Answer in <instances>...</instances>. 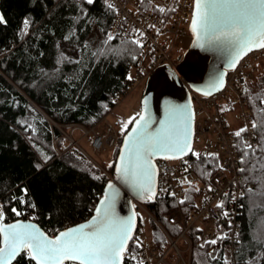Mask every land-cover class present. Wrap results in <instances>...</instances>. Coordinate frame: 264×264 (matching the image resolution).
<instances>
[{"label": "trees", "instance_id": "16d2710c", "mask_svg": "<svg viewBox=\"0 0 264 264\" xmlns=\"http://www.w3.org/2000/svg\"><path fill=\"white\" fill-rule=\"evenodd\" d=\"M109 4L1 0L0 208L7 222L20 220L16 211L27 206L34 215L24 212L23 219L36 221L55 236L92 217L113 176L123 137L138 116L118 138L108 168H100L78 147L65 145L62 132L74 125L94 129L115 108L118 95L130 90L128 63L142 54L143 46L108 39L115 15ZM245 95L254 114L257 145L246 149L239 140L247 190L237 258L242 264H264V68L246 84ZM198 164L200 173L210 172L207 158ZM174 206L172 200L158 198L146 209L167 229ZM183 207L188 215L191 206L186 202ZM151 229L164 245L159 226L152 222ZM190 235L191 264H224L220 243L202 248L195 233ZM15 264L35 262L24 252Z\"/></svg>", "mask_w": 264, "mask_h": 264}, {"label": "built area", "instance_id": "2783aa9c", "mask_svg": "<svg viewBox=\"0 0 264 264\" xmlns=\"http://www.w3.org/2000/svg\"><path fill=\"white\" fill-rule=\"evenodd\" d=\"M108 1L115 12L109 35L123 43L139 41L143 45L142 54L128 63L132 69L130 88L147 80L159 66L167 64L175 69L179 56L174 58L173 53L176 50L185 53L192 42L190 25L195 0ZM263 51L245 56L236 68L228 70L221 91L204 95L189 90L196 117L192 151L180 159L156 161V200L168 198L174 202L175 206L169 211L167 221L176 228L178 235L175 240L172 233L147 212L146 204L135 201L138 228L124 253L123 264H190L192 233H195L202 248L210 245L207 242L211 240L220 243L223 263L226 259L228 264H242L237 254L247 185L244 184V176L240 171L239 140L246 149L257 145L253 127L254 114L245 91L246 84L254 81L256 76L257 66L253 60L257 61V52ZM120 96L121 94L118 99ZM235 105L242 122L238 132L246 129L239 137L235 135L237 132L229 131L228 120L222 109L233 108ZM92 139L97 151L115 140L112 136L104 140L97 134L92 135ZM196 144L200 146L197 152ZM193 153H198L199 158ZM202 157L211 162L208 173H200L198 160ZM169 161H175L177 165L171 167ZM193 192H196V198L192 196ZM186 202L191 206L188 215L184 214L183 204ZM220 204H223L222 208L218 206ZM23 209L16 211L17 219H23L24 212L34 215L30 207ZM225 212L227 215H224ZM139 213L149 215L152 222L159 226L166 240L164 245L158 243L152 231L148 240L143 237L144 228L140 224ZM180 239L185 241L183 252L189 255L188 262L177 246ZM171 253L174 255L173 259H169ZM65 264L73 263L66 261Z\"/></svg>", "mask_w": 264, "mask_h": 264}, {"label": "snow or ice", "instance_id": "6c2138e0", "mask_svg": "<svg viewBox=\"0 0 264 264\" xmlns=\"http://www.w3.org/2000/svg\"><path fill=\"white\" fill-rule=\"evenodd\" d=\"M85 2L92 4L94 0ZM108 7L111 8L112 5L109 4ZM4 22V17L0 15V23ZM23 25L27 29L29 21L25 19ZM191 28L200 47L207 43L238 49L232 61L235 64L248 52L264 49V0H195ZM112 38L109 35L108 39ZM133 43L143 46L139 41ZM220 84L222 81L217 87ZM204 94L208 95L207 92ZM144 104L147 111V100ZM183 108L187 109L188 106ZM176 112H180L181 123L178 128L154 134L149 131L152 121L140 114L132 134L125 139L124 154L120 157L121 165L117 168L118 178L127 183L142 199L152 200L156 195L152 158L158 154H165V158H174L192 151L189 126L192 115L190 111L185 115L182 109L172 110L173 114ZM253 127H256L255 122ZM241 132L235 135L239 137ZM193 155L199 158L198 153ZM107 189L91 222L59 232L55 238H49L32 224L16 223L4 226V213L0 208V264H12L22 251L35 264H65L66 261L73 264H123L127 244L132 238L133 217L117 220L115 203L119 192L111 183L107 185ZM261 194L264 195V192ZM218 206L222 208L223 204ZM207 243L215 244L216 240ZM261 255L264 256V253ZM224 264H228L226 259Z\"/></svg>", "mask_w": 264, "mask_h": 264}, {"label": "water", "instance_id": "95a60500", "mask_svg": "<svg viewBox=\"0 0 264 264\" xmlns=\"http://www.w3.org/2000/svg\"><path fill=\"white\" fill-rule=\"evenodd\" d=\"M1 4V0H0ZM194 18V11L193 17ZM190 25V30L192 34V42L185 53L178 58L179 63L176 68L173 69L169 65H162L156 68L148 77L145 85V89L142 95L141 101V113L149 118L151 123V128L149 131L155 133H163L170 129L178 128L180 120V112L172 113L173 109H182L185 115L190 111L192 119L190 121L191 130V148H193V140L195 134V109L190 97L189 90H193L200 94L208 93V95L219 92L223 89L227 71L232 70L237 67L239 61L245 56L264 49H255L243 55L241 59L235 64L232 63L235 58L238 49H233L230 46L222 44H207L204 47L198 46L196 38L192 32ZM222 81L218 87L219 82ZM205 95V94H204ZM147 100V111H145L144 101ZM183 106H188L184 109ZM139 116L133 121V124L129 131L124 135L121 142L118 157L115 162L113 178L106 184L103 190V196L99 200L92 217L85 222L77 224L72 227L63 229L66 231L68 229L78 227L87 224L93 220L96 215V209L100 207L101 201L104 198L105 193L108 191L107 185L109 183L113 184L115 189L118 190L119 196L115 203V216L117 220H126L129 217H133V230L132 237L136 233L138 228V217L136 214V209L134 202L138 201L144 204H151L156 200L157 190H158V166L157 160H176L188 156L191 152H188L182 156H176L174 158H165V154H158L151 159V163L154 167V184L156 195L152 200L142 199L137 196L133 189L125 183L122 179L118 178L117 168L120 167V157L124 154V142L125 139L132 134V130L139 120ZM76 145V143H75ZM170 155V154H169ZM127 162V161H126ZM4 226L13 225L16 223L32 224L40 231H42L49 238H55L58 236L59 232L55 236L49 235L36 221L30 219H20L11 222H7L5 214L2 220ZM60 231V232H62ZM132 239V238H131ZM131 240H129L127 247L129 246ZM22 251L13 261L15 264L17 259L20 257ZM35 262V261H34ZM70 262V261H69ZM73 263V262H72Z\"/></svg>", "mask_w": 264, "mask_h": 264}, {"label": "rangeland", "instance_id": "374dc122", "mask_svg": "<svg viewBox=\"0 0 264 264\" xmlns=\"http://www.w3.org/2000/svg\"><path fill=\"white\" fill-rule=\"evenodd\" d=\"M182 54L184 53L176 50L173 53V57L174 58L178 56L181 57L180 55ZM257 55H258L257 61L253 60V62L254 64H256L258 71L264 68V51L257 52ZM146 81L147 80H144L136 87L130 88L129 91L122 93L118 99V103L115 106V108L112 109L110 113L96 127H94V129L86 130L79 125H74L68 127L67 129H63L62 132L64 134V137L66 138L65 145L71 144L78 147L102 169L103 167L108 168L109 166H111L114 160L118 138L125 132V130L128 128L132 120L136 116H139V114L141 113V101H142V95L145 89ZM222 109L224 111L225 117L228 120L229 131L238 132L242 124L241 119L239 117L238 107L235 105L233 106V108L222 107ZM122 125H126V127H122ZM94 134L99 135L104 140L112 136L116 141L114 140V142L111 143L110 145L107 144L103 149L97 151L93 147V142H92L93 140L92 135ZM199 149H200L199 144H196L195 152H197ZM169 164L171 167H175L177 165V162L169 161ZM192 196L196 198V192H193ZM147 212L149 211L147 210ZM139 220L141 226H143L144 228V230L142 231L143 237L146 240H148L149 234L152 231L151 229L152 219L147 214L139 213ZM166 230L170 231L172 235L175 237L174 239L176 240L178 231L176 229H173V226L169 224H167ZM177 246L182 251L184 260L188 262L187 259H189V255L183 252L185 250V241L183 239H180L178 241ZM173 258L174 255L171 253L169 259H173ZM190 264H191V258H190Z\"/></svg>", "mask_w": 264, "mask_h": 264}]
</instances>
